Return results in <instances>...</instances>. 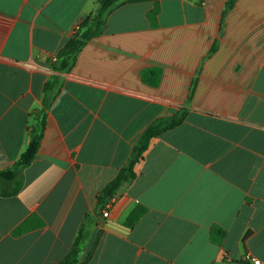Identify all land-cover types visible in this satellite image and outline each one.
Segmentation results:
<instances>
[{
	"label": "crops",
	"instance_id": "1",
	"mask_svg": "<svg viewBox=\"0 0 264 264\" xmlns=\"http://www.w3.org/2000/svg\"><path fill=\"white\" fill-rule=\"evenodd\" d=\"M228 1L126 0L59 74L99 0H0V171L27 149L46 83L62 82L22 190L0 197V264L62 260L144 130L182 107L95 220L82 262L93 249L86 264H264V0ZM154 68L156 87L142 78ZM138 205L148 212L129 228Z\"/></svg>",
	"mask_w": 264,
	"mask_h": 264
},
{
	"label": "trees",
	"instance_id": "2",
	"mask_svg": "<svg viewBox=\"0 0 264 264\" xmlns=\"http://www.w3.org/2000/svg\"><path fill=\"white\" fill-rule=\"evenodd\" d=\"M237 0L228 1L227 9H232ZM126 0H99L96 12L85 19L78 25L77 31L74 33L67 44L57 53L53 67L56 73H68L74 67L78 54L82 48L92 39L100 36L107 26L109 16ZM158 13L155 7L151 11L149 17L154 20V16ZM77 35V38L74 36ZM161 70L148 69L143 71L142 78L145 83L152 87H156L160 81ZM61 78L58 75L53 76L44 87L43 107L38 110L34 117V123L30 128V142L25 152L20 156L19 160L8 169L0 171V197L11 198L19 195L24 185V171L35 160L43 139L44 128L48 112L55 101L60 88ZM186 107L179 108L170 116L160 117L154 120L142 133L137 140L128 161L119 170L116 177L110 181L97 196L96 208L93 212L87 213L85 219L75 237L68 254L59 262L53 264H86L91 256L93 249L82 259L86 252L92 231L95 227V220L102 216V212L107 206L111 210L114 200H119L124 196L125 190L133 184L138 176L137 167L139 166L148 151L152 142L160 138L162 134L174 130L181 126L188 116ZM148 212L145 206L138 205L128 215L125 225L133 228L135 224ZM42 226V222L38 224ZM20 228L16 234L20 233ZM226 232L218 226H213L210 230V240L212 244H221L225 239ZM98 243V238L94 242V247ZM93 247V248H94ZM233 264V262H231Z\"/></svg>",
	"mask_w": 264,
	"mask_h": 264
},
{
	"label": "built area",
	"instance_id": "3",
	"mask_svg": "<svg viewBox=\"0 0 264 264\" xmlns=\"http://www.w3.org/2000/svg\"><path fill=\"white\" fill-rule=\"evenodd\" d=\"M77 29H78V27H77ZM109 206H107L106 208H105V210L102 212V219L104 220V219H106V218H108V216H109V213H110V210H109ZM242 264H263V263H261L260 261H258L257 259H255L254 257H252L250 254H247V255H245L244 257H243V259H242Z\"/></svg>",
	"mask_w": 264,
	"mask_h": 264
},
{
	"label": "water",
	"instance_id": "4",
	"mask_svg": "<svg viewBox=\"0 0 264 264\" xmlns=\"http://www.w3.org/2000/svg\"><path fill=\"white\" fill-rule=\"evenodd\" d=\"M77 37H78L77 35L74 36V38H77ZM234 264H242V263H234Z\"/></svg>",
	"mask_w": 264,
	"mask_h": 264
}]
</instances>
